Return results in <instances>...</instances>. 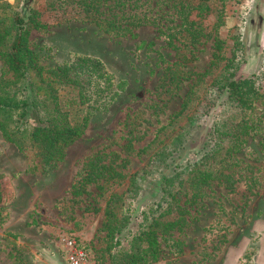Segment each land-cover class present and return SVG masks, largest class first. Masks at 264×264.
Wrapping results in <instances>:
<instances>
[{"label":"rangeland","instance_id":"1","mask_svg":"<svg viewBox=\"0 0 264 264\" xmlns=\"http://www.w3.org/2000/svg\"><path fill=\"white\" fill-rule=\"evenodd\" d=\"M204 1L210 11L199 17L194 11L191 18L205 33L213 34L212 26L221 15L217 24H223L216 32L224 43L223 59L210 67L213 40L201 38L194 49L196 59L181 67L191 75L168 94L163 92V74L180 61L181 52L169 46L165 36L159 37L155 27L137 29L135 38H113L92 24L72 19L76 15L69 7L55 11L49 0H0V30L9 27L16 12L34 16L37 25L28 38L34 54L28 74L35 91L16 97L36 96L37 108H28L29 115L19 127L31 132L54 106L68 114L71 124H83L87 118L83 134L66 149L63 161L52 166L44 164L28 136L21 137L19 151L0 133V264H61V239L66 236L86 246L95 264H126L124 260L133 254L138 256L134 264H264V0ZM237 36L243 44L237 74L255 75L260 87L259 96L241 114L221 105L225 95L217 97L210 89ZM77 57L101 62L116 80L124 82L123 90L105 109H96L93 103L79 107L78 87L60 78L59 69ZM205 71L201 78L194 75ZM80 79L91 91L95 89V79L90 83L86 77ZM0 80H14L1 59ZM193 84L187 101L185 95ZM185 102L182 115L173 119ZM12 112L14 120L18 111ZM225 118L243 123L242 137L221 143L228 152L213 160L219 172L232 174L233 186L228 189L224 181L215 179L194 192L188 189L185 174L182 186L173 191V212L165 216L163 209L154 211L159 176L144 171L155 152L167 148L178 132L196 126L193 138L200 142L215 119ZM101 154H115L103 162L115 161L122 177H103L88 185L83 195L72 197L71 185L85 163ZM176 206L182 207V219L175 228L163 231L153 224V218L177 220ZM116 220L121 221L120 231L110 234ZM148 230L158 243L155 260L146 235L136 244L132 240Z\"/></svg>","mask_w":264,"mask_h":264},{"label":"trees","instance_id":"2","mask_svg":"<svg viewBox=\"0 0 264 264\" xmlns=\"http://www.w3.org/2000/svg\"><path fill=\"white\" fill-rule=\"evenodd\" d=\"M49 6L55 10L68 8L69 12L76 15L72 18L75 21L84 22L94 25L101 33L113 38H135V31L143 26H153L156 28L158 36H165L168 39V45L178 53L181 52L180 61L166 68L163 74V92L171 94L179 88L184 80L191 75L190 72L181 70L184 62H192L196 59L194 49L201 44V38L213 40V52L210 67H214L219 60H222V50L224 43L218 38L217 28L223 24L217 21L212 26L213 34L205 33L203 27L198 21L191 18L194 11L199 17L204 11L209 12V5L204 0H49ZM53 3V4H52ZM57 5L54 7L53 5ZM165 9V10H164ZM34 14V13H33ZM220 14V13H219ZM68 21L67 19H65ZM35 25L34 16H24L19 12L14 13L9 22V27L0 30V59L8 66L14 75L13 81L0 80V133L9 143L22 151L21 137L28 136L31 143L37 147L38 153L46 166H52L55 163L63 161L66 149L72 145L82 134L87 118L83 124H71L68 114L54 106V110L46 111L43 121L40 125L34 126L31 132H27L19 127L25 118L29 115L28 108H37L36 96L30 99L28 96H22L16 99L17 95H23L28 90L32 92L34 82L30 79V66L33 63L34 54L28 46V38ZM239 36L234 39L231 54L225 59L226 64L222 67L220 74L213 81L211 91L215 96L225 95L221 103L224 107L237 110L240 114L249 109L252 103L259 96L260 87L256 81V76L246 77L238 75L239 62L243 57L241 41ZM178 43V46L176 43ZM145 43H140L144 46ZM152 45L149 43L148 46ZM179 45L181 47H179ZM241 47V48H240ZM184 52H183V51ZM60 78L66 84L77 86L80 106L85 103H93L96 109H105L113 101L119 92L123 90L124 82L116 80L114 74L109 72L101 62L91 57H77L73 63L63 67ZM74 71V72H72ZM29 73V74H28ZM206 71L201 74H194L196 78H201ZM80 77H86L89 81L96 80L97 84L94 90L84 86ZM194 84L191 85L190 91L185 95L186 100L193 94ZM8 88V90L6 89ZM11 88H14L11 92ZM95 96L93 99L92 97ZM185 100V101H186ZM92 105V104H91ZM92 105V106H93ZM186 109V102L183 103L181 111L176 113L172 118L180 117ZM18 111L15 119L12 120V114ZM6 117V120H4ZM7 122H13L16 126L10 128ZM243 123L239 121H230L228 118L215 119L212 127L206 132L200 142L193 138L197 126L191 131L182 130L172 137L171 143L167 148H163L152 156L144 171L145 175L157 174V192L159 200L156 203V210L163 209V214L173 212L170 201L175 197L173 191L182 186L185 174L188 175V189L199 192L206 187L212 180L224 181L226 188L233 186L234 180L232 174L225 175L219 172L217 166L213 164L216 157H222L228 149L220 146L221 143L236 140L242 134ZM165 127L161 128L164 130ZM126 148L132 150V139L127 141ZM225 152V153H224ZM111 155H96L90 158L82 168L77 180L71 185L70 195L79 197L86 192V187L96 183L99 179L107 177H122V174L116 170L115 161L109 159L107 163L103 162L105 158ZM216 163V162H215ZM223 160L220 161V164ZM121 165H118L120 167ZM0 175V223L3 221L2 191ZM136 186V180L133 182V188ZM195 195H192L194 198ZM170 207V209H169ZM178 219L166 221L152 220L154 225L161 229L170 230L175 228L181 221L182 207L176 206ZM109 215H112L107 208ZM161 214V216L163 215ZM125 223V220H122ZM121 221L116 220L110 228V234L120 231ZM149 240L150 255L153 260L156 258L158 243L153 231L141 232L133 239L135 244L143 240L144 236ZM138 256L133 254L127 256L126 264L136 263Z\"/></svg>","mask_w":264,"mask_h":264},{"label":"built area","instance_id":"3","mask_svg":"<svg viewBox=\"0 0 264 264\" xmlns=\"http://www.w3.org/2000/svg\"><path fill=\"white\" fill-rule=\"evenodd\" d=\"M64 254L61 264H95L91 252L79 240L72 236L61 239Z\"/></svg>","mask_w":264,"mask_h":264}]
</instances>
